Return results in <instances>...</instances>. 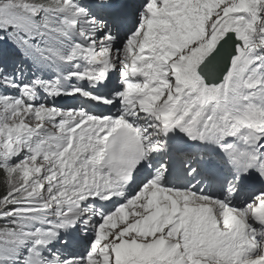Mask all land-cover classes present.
I'll list each match as a JSON object with an SVG mask.
<instances>
[{
  "label": "snow or ice",
  "instance_id": "1",
  "mask_svg": "<svg viewBox=\"0 0 264 264\" xmlns=\"http://www.w3.org/2000/svg\"><path fill=\"white\" fill-rule=\"evenodd\" d=\"M0 189V264H264V0H0Z\"/></svg>",
  "mask_w": 264,
  "mask_h": 264
},
{
  "label": "trees",
  "instance_id": "2",
  "mask_svg": "<svg viewBox=\"0 0 264 264\" xmlns=\"http://www.w3.org/2000/svg\"><path fill=\"white\" fill-rule=\"evenodd\" d=\"M0 190H2V189H0Z\"/></svg>",
  "mask_w": 264,
  "mask_h": 264
}]
</instances>
